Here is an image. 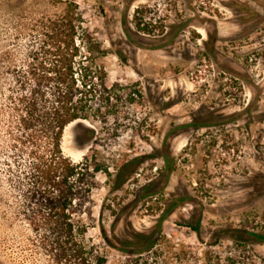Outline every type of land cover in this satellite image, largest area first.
Listing matches in <instances>:
<instances>
[{"label": "rangeland", "instance_id": "374dc122", "mask_svg": "<svg viewBox=\"0 0 264 264\" xmlns=\"http://www.w3.org/2000/svg\"><path fill=\"white\" fill-rule=\"evenodd\" d=\"M69 36L132 92L118 139L100 121L62 139L73 162L101 169L80 214L93 250L132 262L134 232L160 228L200 253L193 226L206 243L248 237L264 256V0H0V264H70L30 224V163L11 135L22 85Z\"/></svg>", "mask_w": 264, "mask_h": 264}, {"label": "trees", "instance_id": "16d2710c", "mask_svg": "<svg viewBox=\"0 0 264 264\" xmlns=\"http://www.w3.org/2000/svg\"><path fill=\"white\" fill-rule=\"evenodd\" d=\"M54 48L48 70L43 68L26 87L22 85L25 93L16 102L18 125L11 132L13 150L28 157L30 190L37 196L29 220L57 261L106 264V255L93 250L95 246L89 243L88 225L80 215L101 169L96 159L91 165L88 158L85 162H73L62 150V139L65 128L74 121H88L93 126L104 122L116 134L118 123L126 119L118 115L119 100L127 91L126 96L132 101V92L126 87L119 89L118 84H109L107 73L102 68L98 70L92 49L87 47L85 52L89 55L84 54L85 47L81 48L75 37L69 36L64 47ZM87 131L91 137L97 133L92 127ZM118 136L117 133L115 139ZM97 140L98 137L96 144ZM190 227L206 244L200 253L190 244L174 243L161 234L156 235L160 231L156 228L148 233L134 232L132 244L141 249L126 250L137 257L125 264H264V256L249 247L250 238L226 234L206 243L200 235L201 228Z\"/></svg>", "mask_w": 264, "mask_h": 264}]
</instances>
